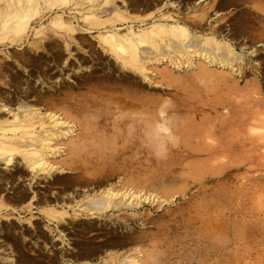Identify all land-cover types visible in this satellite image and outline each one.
<instances>
[{"label":"rangeland","instance_id":"1","mask_svg":"<svg viewBox=\"0 0 264 264\" xmlns=\"http://www.w3.org/2000/svg\"><path fill=\"white\" fill-rule=\"evenodd\" d=\"M122 1L117 0L120 10L125 9L132 16L146 13L144 8L151 9L145 0H139L136 6L133 0H126L127 6ZM152 1L151 6L157 1L156 7L163 5L156 16L166 11L182 19L193 31L223 35L245 54V59L235 63L234 69L210 64L198 55L192 62L184 56L178 65L171 60L172 54L176 60L174 50L165 47L166 52L171 50L170 58L158 61L152 55L149 79L143 82L139 72L110 68L113 66L107 62L112 55L98 47L91 34L86 36L97 45L94 50L90 49L88 38L77 36L78 41L83 40L84 49H75L73 56L70 52L63 54L76 67L60 69V64H52L51 78L46 82L50 91L42 98L52 96L54 102L71 98L72 102L85 101L88 106L78 110L59 102L53 107L36 93L22 97L40 106L42 112L52 111L76 125L74 134L53 144L64 149L58 159L63 163L74 161L65 168L63 165L65 173L58 176L61 181L70 182L67 190L60 183L43 179H39L40 184L46 186L37 188L55 195L75 192L78 197L87 190L113 186L121 193L133 190L154 197L134 209L121 207L94 217L72 214L68 223H61L75 247L80 240L102 245L89 260L124 264L134 257L136 264H264V0ZM218 2L226 3L223 9H219ZM137 6L139 10L135 9ZM1 56L0 52V60ZM74 56L83 59L81 71H76ZM11 63L37 88L45 84L37 82L36 79L46 77L34 65L24 64L17 55ZM79 83L82 85L75 86ZM129 83L133 95L140 99L147 95L151 100L152 119L149 128H145L146 134L142 131L144 112L140 107L141 111H132L137 117L131 122L126 119L129 109L121 110V115L119 109L111 106V96L132 92ZM94 99L99 104L92 105ZM116 114L123 118L116 119ZM124 123L131 127L125 129ZM107 125L111 129L102 127ZM81 127L85 131L82 134ZM3 165L0 163V170L8 172ZM111 165L117 169L107 181L99 185L91 182L90 179L100 177L98 168ZM9 190L12 192L13 188ZM9 190L6 189L5 206L20 207L18 204L23 201L10 199ZM23 206L18 209L22 216L19 221L39 218L34 221L37 230L32 229L31 222L25 224L30 232L26 242L19 236L24 252L29 256L39 252L46 259L55 251V264H87V259L82 263L73 261L76 258L60 243L56 223L42 217L39 206L34 205L33 216L29 207ZM19 260L20 257L17 264Z\"/></svg>","mask_w":264,"mask_h":264},{"label":"bare ground","instance_id":"2","mask_svg":"<svg viewBox=\"0 0 264 264\" xmlns=\"http://www.w3.org/2000/svg\"><path fill=\"white\" fill-rule=\"evenodd\" d=\"M154 1L156 0H153L152 3ZM125 2L126 0L122 1L123 6H127ZM133 2L136 6L139 0H133ZM144 2H149L147 6L151 9L146 10L144 8L146 13L141 12V14L137 13V15L132 16L125 9L120 10L117 0H0V52L2 53V59L0 60V83L2 84L0 85V163L8 169V172L4 173V169L0 170V217L5 218L0 219V264H17L19 257L20 264H55L56 262L54 260V249H51L53 252L46 256V259H48L46 260L39 252L34 253L37 256H29L27 252L23 251V247L21 248V238L19 236L21 235L26 242V235L30 233L25 224L31 222V227L34 230L36 229L34 223L39 219L37 217V219H29L27 222L19 221L22 220V216L18 209L24 207L23 205L29 207L27 209L32 211V216L36 213L34 205L39 206V214L46 218L48 222L56 223V229H59L60 243L68 251L67 253L73 254V258H76L73 260L75 263H82L87 259V264H105V259H102L103 261L88 259L99 252L102 245H92L80 240L76 242L75 247V243L68 236L66 229L61 227V223H68L72 214L75 216L92 214V217H94L99 213L120 209L121 207L134 209L140 206L143 201L154 200L152 196L136 193L133 190L121 193L113 186H107L103 190L97 189L92 192L87 190L79 194L78 197L74 194L75 192L68 195L63 193L55 195L54 192L49 194L46 190L37 188V186H46L40 184V180L43 179L45 182L51 181L52 184L60 183L63 185L64 191L67 190L66 188L70 185V182H68V179L61 181V176H58L65 173L63 170L67 167L66 165L74 164V161L69 160L63 163L58 159L57 156L62 154L64 149L62 147L55 148L53 144L56 140H62L74 134L73 128L76 125L52 111L42 112L40 106L33 105L22 97L36 93L42 101L51 102L53 107L58 106L59 102L78 110H83L84 106H88L89 103L85 104V101L72 102L71 98H65V101L62 98L59 102H54L52 96H49L48 99L42 98L45 92L50 91L46 87V85H49L46 82L51 78L50 66L52 64H60V69L68 66L76 67V64L68 56L63 58V54L70 52L73 56L76 54L75 49H84L83 40L78 41L77 36L88 38L90 41L88 45L90 49L94 50L97 45L86 36L91 34L97 39L95 41L98 43V47L112 55V60L107 62L108 65L113 66L110 68L128 69L132 73L139 72L143 76V82L147 78L149 79L148 63L152 60L151 56L154 55L158 61L170 58L171 50L169 53V51L166 52L167 49L174 50L176 60L172 59L173 54L171 60L178 65L184 56L188 58V62H192L194 56L198 55L210 64H219L234 69L235 63H241L245 59V54L236 50L227 38H222L223 35L219 37L193 31L182 19L166 14V11L162 16H160L161 14L156 16L160 10H163V5L156 7L155 5L159 1L153 6L150 5V0ZM225 5L226 3L218 2L219 9H223ZM135 9L139 10L140 7L137 6ZM215 14H218L217 10ZM12 47H15L12 49L15 51L14 53L11 51ZM34 54L35 57H33ZM16 55L22 59L24 64L34 65V68L42 70L41 72L45 74L46 79H36L38 83H45L42 87L37 88L28 77L21 76V70L14 68L11 61L15 59ZM74 57L78 63L76 71H81L83 59ZM169 62L171 63V61ZM44 69H46L45 73ZM30 73H33V71H30ZM131 84L129 91L133 89ZM79 85H82V83L75 84V86ZM59 89L60 87L57 88V90ZM133 94L132 91L130 93L124 92L122 96H111L110 100L113 101L111 106L120 111L129 109L130 113L126 115V119L131 122L135 121L136 116L133 115L132 111L139 110L140 107L144 112V129L142 131L145 130L143 132L146 134L147 130L145 128H149V122L152 119L151 100L147 95L140 99ZM81 98L83 99V96ZM97 101L94 99L92 105L99 104ZM116 116L119 115L116 114ZM154 117L157 116L154 115ZM119 118L122 119L123 117L119 116L116 119ZM160 120L158 119V121ZM102 127H108V130L111 129L109 125ZM126 127L129 128L131 125L126 126L125 124V129ZM114 130L112 128V131ZM142 131L140 132L142 133ZM82 132H85L83 127H81V134ZM133 139L135 140V138ZM145 157L143 156V158ZM101 161L103 160L101 159ZM115 169L117 168L112 167V165L111 168H98L97 171L100 177L90 180L99 185L107 181L115 172ZM11 188H13L12 192L9 190ZM6 189L10 191L8 194L10 199L19 203L23 201V204H18L20 207L13 204L11 207L5 206L7 201ZM16 213H19V215ZM5 222L7 223L4 224ZM23 244L27 245L26 243ZM27 247L30 248L31 246ZM70 249L75 250L71 251ZM133 258L124 261V264H136L137 262L135 263Z\"/></svg>","mask_w":264,"mask_h":264}]
</instances>
